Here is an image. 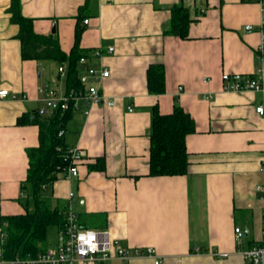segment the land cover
Here are the masks:
<instances>
[{"label":"crops","instance_id":"crops-1","mask_svg":"<svg viewBox=\"0 0 264 264\" xmlns=\"http://www.w3.org/2000/svg\"><path fill=\"white\" fill-rule=\"evenodd\" d=\"M19 2L33 31L54 34L67 56L75 29H81L78 50L88 65L101 62L109 70L100 91L114 101L89 106L77 100L62 140L83 156L78 175H59L44 202L70 206L79 224L107 231L116 245L153 247L161 264H250L240 251L263 236L264 112L255 109L264 108V92H223L220 75L254 71L255 48L264 38V0ZM175 4L191 19L185 39L165 33ZM9 5L10 0H0V91H8L0 98V216L23 213L18 200L32 190L25 182L26 150L38 146V128L17 119L32 120L41 105L38 88L68 89L66 74L58 72L66 62L21 59L19 26L10 23ZM247 25L253 29L247 31ZM95 49L102 52L100 59L92 57ZM150 64L163 67L160 94L147 91ZM176 104L195 124L184 138L188 171L150 177L151 107L167 114ZM97 158H103V169ZM235 227L242 231L239 245Z\"/></svg>","mask_w":264,"mask_h":264},{"label":"trees","instance_id":"trees-1","mask_svg":"<svg viewBox=\"0 0 264 264\" xmlns=\"http://www.w3.org/2000/svg\"><path fill=\"white\" fill-rule=\"evenodd\" d=\"M19 0H10L8 12L10 23L19 26L16 38L20 42L22 60L66 62L67 88H78L76 80L78 73L77 60L83 55L78 50L80 28L74 32V44L67 56L59 49L58 39L54 34L39 35L33 31L32 19L21 14ZM170 23L166 34L185 39L187 27L191 22L188 11L183 5H173L170 8ZM146 88L151 94L164 91L163 67L160 64H150L145 72ZM167 114H162L156 106L151 107L149 142L148 176H183L188 169V154L185 149V136L193 133L195 124L189 114L177 104ZM29 115L17 119V124L29 122L38 128V146L27 149L28 167L25 182L31 187L33 207L18 215L0 216V222L6 223L7 233L5 254L34 257L37 252L46 248L47 229L51 226L56 231L62 227L65 208L51 206L44 202L41 194L56 180L59 175L66 174L69 160L63 156L68 149L62 140L64 124L71 116V109L56 112L47 118H39L35 114L32 120ZM99 168L103 169V158H97ZM23 190V186L20 187Z\"/></svg>","mask_w":264,"mask_h":264},{"label":"built area","instance_id":"built-area-1","mask_svg":"<svg viewBox=\"0 0 264 264\" xmlns=\"http://www.w3.org/2000/svg\"><path fill=\"white\" fill-rule=\"evenodd\" d=\"M262 3L263 0H254ZM264 15V10H263ZM87 23V20H83ZM263 28V26L261 25ZM247 31L253 29L251 25L245 26ZM113 47H107L108 53L113 52ZM92 57H102L99 49L92 51ZM256 66L250 74H237L225 72L220 75L221 89L223 92L241 93L246 91L264 92V38H262L255 48ZM77 65L82 70L77 73L76 80L79 87L69 88L58 92L54 87H40L37 90L41 105L36 108L34 113L40 117L47 118L56 112H63L68 109H74L78 99H83L89 106L104 104L105 106L113 105V99L106 98L100 91L102 80L109 76V70L102 66L101 62L88 65L87 56L81 55L77 60ZM60 74H66V68L59 67ZM181 88H178L180 91ZM8 94L7 89L0 91V98ZM129 111H131L128 108ZM255 111L263 114L264 108L261 105L256 106ZM63 132H59L58 136ZM80 150L68 148L63 156L64 160H69L66 169L67 177H76L78 175L77 167L81 162ZM261 170L264 171V156L261 160ZM257 189L261 188L259 185ZM69 192L68 197H72ZM64 221L62 227L57 230V236L51 245L46 246L42 251L36 253L34 257L25 255H14L8 257L5 254L4 245L6 243V223L0 222V264H113L119 262L125 264L130 259L149 258L153 264H161V259L156 250L150 246L140 247H122L116 245L109 237L105 230L88 229L78 222L70 206L65 207ZM263 236L260 242L253 244L240 251L241 257L250 264H264V214H263ZM242 231L239 227L234 228V241L241 244ZM217 256L225 257V253H218Z\"/></svg>","mask_w":264,"mask_h":264},{"label":"rangeland","instance_id":"rangeland-1","mask_svg":"<svg viewBox=\"0 0 264 264\" xmlns=\"http://www.w3.org/2000/svg\"><path fill=\"white\" fill-rule=\"evenodd\" d=\"M46 191H44L42 194H41V197L43 198L45 195H46ZM19 203L22 204V207L24 209V207H26L28 210H31L32 207H33V202H32V196H31V191L30 189L28 188L27 190H25L24 192V196L23 198H20L19 200ZM16 202V201H15ZM47 234H46V241H45V245H50L52 242H54L56 236H57V232H56V228L51 226L50 228L47 229Z\"/></svg>","mask_w":264,"mask_h":264}]
</instances>
